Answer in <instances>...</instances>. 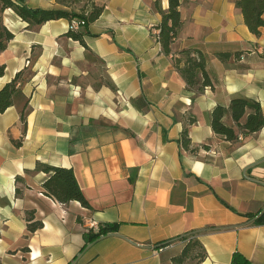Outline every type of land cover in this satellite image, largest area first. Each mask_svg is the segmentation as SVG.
Returning a JSON list of instances; mask_svg holds the SVG:
<instances>
[{"label":"crops","instance_id":"obj_1","mask_svg":"<svg viewBox=\"0 0 264 264\" xmlns=\"http://www.w3.org/2000/svg\"><path fill=\"white\" fill-rule=\"evenodd\" d=\"M155 1L168 7L92 0L102 11L80 27L83 42L66 33L68 18L29 25L2 13L13 37L0 50V89L17 79L0 112V264H171L191 230L206 252L199 264H230L234 251L264 264V125L234 142L210 125L212 109L236 95L258 101L264 117V27L252 33L235 0H179L172 52L202 51L213 84L192 99L152 31ZM223 121L234 126L229 113ZM38 163L71 168L89 207L44 194ZM30 213L42 223L35 231ZM91 221L117 228L82 249Z\"/></svg>","mask_w":264,"mask_h":264},{"label":"trees","instance_id":"obj_2","mask_svg":"<svg viewBox=\"0 0 264 264\" xmlns=\"http://www.w3.org/2000/svg\"><path fill=\"white\" fill-rule=\"evenodd\" d=\"M64 4L62 0H58ZM82 1V0H81ZM88 1L87 6L79 8H32L27 6L23 0H0V50L7 47L8 42L13 37V33L3 22L2 13L6 9L13 10L22 20L29 25H38L50 19L68 18L69 22L73 18L82 19L85 24L94 21L100 15L102 6L95 5L92 0ZM66 5V4H64ZM235 6L240 10L244 23L248 29L255 35L260 34V29L264 27V0H235ZM89 7V8H87ZM154 7L161 13V21L156 25L159 28L158 41L164 53L172 55V63L180 73L186 83L189 91L193 92L192 99L201 94L205 87L213 88L212 81L206 70V58L202 51L193 47L181 48L172 52L171 45L176 39L182 26V19L179 11V0H168V7L163 10L158 1H155ZM78 9V10H75ZM85 10L87 12H85ZM84 24V25H85ZM83 25V26H84ZM70 37L83 42L80 29L73 31L68 29L66 32ZM216 56L225 61L230 56L229 52H217ZM4 73V65L0 64V76ZM17 75L0 89V112H3L12 104L13 96L16 92ZM230 114L234 126L224 123L223 118ZM22 121L25 118V109L20 113ZM195 121L194 117L188 118L185 122L180 136V142L187 146L190 142L188 137L187 125ZM210 125L212 130L226 140L234 142L239 140V135L247 136L264 125V117L261 106L255 99L247 98L241 95L231 97L228 106L216 105L210 113ZM20 142L16 141V144ZM36 169L48 173L47 178L42 183L44 194L54 198L58 202L67 203L70 200H77L81 205L89 207L71 168L64 166H54L45 163H38ZM20 177H17L19 179ZM16 194H20V188L16 187ZM33 215H28V229L35 231L40 228V221H32ZM256 222H264V218L259 217ZM115 223L101 224L96 231L89 229L84 233V244L92 242L102 234L116 230ZM199 232L195 230L184 233L181 238L185 240L179 254L171 258V264H199L206 256L204 246L199 240ZM166 241L159 245L169 243ZM230 264H252L251 261L239 251H234L231 256Z\"/></svg>","mask_w":264,"mask_h":264},{"label":"built area","instance_id":"obj_3","mask_svg":"<svg viewBox=\"0 0 264 264\" xmlns=\"http://www.w3.org/2000/svg\"><path fill=\"white\" fill-rule=\"evenodd\" d=\"M84 24H85V21H84V20H82V19H78V18H73V19L70 21L69 29H72L73 31H78V30L80 29V27H82ZM152 31H153L154 35L157 37V39H158L159 28H157V27H152ZM238 137H239V139L242 138L241 135H239ZM89 227H90L91 229L94 228V229L97 230L99 226H98L94 221H91ZM167 244H168V243H167ZM165 245H166V244H164V245H158L157 248H158V249H162Z\"/></svg>","mask_w":264,"mask_h":264},{"label":"rangeland","instance_id":"obj_4","mask_svg":"<svg viewBox=\"0 0 264 264\" xmlns=\"http://www.w3.org/2000/svg\"><path fill=\"white\" fill-rule=\"evenodd\" d=\"M62 2L64 4H66V6H69L70 8H79L82 7V5L85 7L87 6V2L86 0H62Z\"/></svg>","mask_w":264,"mask_h":264}]
</instances>
